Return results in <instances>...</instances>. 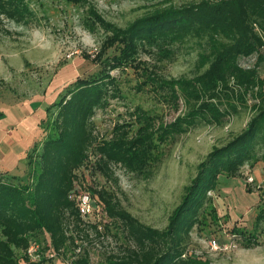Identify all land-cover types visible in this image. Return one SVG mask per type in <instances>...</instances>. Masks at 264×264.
I'll return each mask as SVG.
<instances>
[{"label": "trees", "instance_id": "16d2710c", "mask_svg": "<svg viewBox=\"0 0 264 264\" xmlns=\"http://www.w3.org/2000/svg\"><path fill=\"white\" fill-rule=\"evenodd\" d=\"M21 19L18 0H0V24L3 20L19 23ZM99 20L111 36L115 34L111 44H100L97 64L101 69L74 80L54 107L46 133L26 154L29 181L14 183V176L5 177L6 172L0 171V264H92L86 246L92 247L94 242L103 246L101 235H110L119 243L104 252L103 264H198L188 249L190 235L204 224L203 211L211 202L209 193L218 191L219 177L239 175L244 167L264 159V154L259 155L264 150V80L259 76L264 63V0H191L136 18L124 29ZM186 43L200 50L198 62L203 70L178 82L193 91V97L185 100L188 113L160 129L157 140L163 142L173 129H188L201 118L222 124L229 109L234 111L235 100L253 115L239 134L225 145L213 147L197 164L163 229L142 224L113 192L89 186L110 219L100 233L95 225L82 222L68 195L80 168L91 167L109 178L112 166L127 165L128 150L121 144V135L99 136L94 123L96 112L108 107L119 92L114 79L103 72L104 66L118 56L129 61L143 46L163 51ZM110 49L116 53L109 55ZM221 103H227L229 109L222 110ZM149 119L153 118L145 117V121ZM232 231L246 236L247 244L257 243L253 232ZM41 233L43 240L39 239ZM34 242L43 244L37 251L38 261L27 255Z\"/></svg>", "mask_w": 264, "mask_h": 264}, {"label": "rangeland", "instance_id": "374dc122", "mask_svg": "<svg viewBox=\"0 0 264 264\" xmlns=\"http://www.w3.org/2000/svg\"><path fill=\"white\" fill-rule=\"evenodd\" d=\"M187 1L191 0H18L22 21L3 20L0 24V112L4 114L0 139L3 130L18 122V131L11 138L13 145L30 150L46 133L52 111L70 84L100 71V44H111L115 34L111 36L99 18L124 29L136 18ZM159 51L143 46L129 61L118 56L104 66L103 72L114 79L119 92L108 107L96 112L94 123L99 136L121 135V144L128 150L127 165L112 166L109 178L87 167L79 174L87 187L113 192L142 224L163 229L197 164L213 147L223 146L239 134L253 113L236 100L234 111L221 103L222 110L229 109L222 124L201 118L188 129H173L168 139L160 142V129L184 117L188 113L185 100L193 97V91L178 82L192 79L203 67L196 45L173 44ZM115 53L108 51L109 55ZM259 76L264 80V63ZM258 91L256 88L252 93ZM245 99L247 104L251 102L249 95ZM148 115L153 119L145 121ZM9 140L3 145H12ZM262 172L264 159L244 167L239 175L219 177L218 191L209 193L211 202L203 211L204 224L190 235L188 249L198 264H264V183L259 189L246 184L248 175L259 182ZM20 173L6 172L5 177L14 176V183H27V166H22ZM233 228L253 232L257 243L247 244L246 236L234 233ZM108 236L107 242L116 248L119 243ZM43 238L44 234H39V239ZM212 238L218 241L219 249L209 248ZM92 247L91 263L103 264L107 245L102 250Z\"/></svg>", "mask_w": 264, "mask_h": 264}, {"label": "built area", "instance_id": "2783aa9c", "mask_svg": "<svg viewBox=\"0 0 264 264\" xmlns=\"http://www.w3.org/2000/svg\"><path fill=\"white\" fill-rule=\"evenodd\" d=\"M85 166L80 168L76 174L78 175V180L75 182L74 188L71 190L69 193L68 197L69 199L73 200L76 208L78 210V214L82 220V222L86 225H95L97 230L102 233L103 232V226L105 224H108L110 219L108 218L104 206L102 202L99 200V198L93 194L88 187L84 184L82 181L81 175L79 174V171L85 170ZM89 171H91V167L86 168ZM247 183L248 185L252 186L255 189H259L264 183V172L261 173V178L260 181L257 182L253 176L248 175L247 178ZM262 184V185H261ZM97 189H100L101 187H95ZM108 235L107 236H102L100 237V241L102 242L103 245H107V250L110 249H115L113 245L111 246L108 240ZM111 237V236H110ZM112 241V240H111ZM99 242H94L93 245L96 246V249H103L104 247L102 245H99ZM112 244V242H111ZM110 245V246H108ZM86 246V244H85ZM208 246L211 250H217L220 248L218 241L215 238H212ZM43 247V244L40 245L39 243H32L29 248L27 249V255L30 258L31 261H38L40 258V255L37 254V251ZM92 249H94L92 247ZM226 249V247H225ZM86 250L89 253L90 259H91V247L86 246ZM77 252H80L79 249ZM192 254V252H190ZM52 253L49 254V257H52Z\"/></svg>", "mask_w": 264, "mask_h": 264}, {"label": "crops", "instance_id": "0c3cea01", "mask_svg": "<svg viewBox=\"0 0 264 264\" xmlns=\"http://www.w3.org/2000/svg\"><path fill=\"white\" fill-rule=\"evenodd\" d=\"M4 118V114L0 112V122ZM19 125L18 122H14L11 127L7 130L2 131V136L0 139V171L10 172L14 175H20L22 166H26V154L29 151L28 146H21L18 148L14 146V139H11L18 131ZM11 135V136H10ZM10 137V142L12 145L8 146L3 145V141L7 140ZM20 147V146H19Z\"/></svg>", "mask_w": 264, "mask_h": 264}]
</instances>
